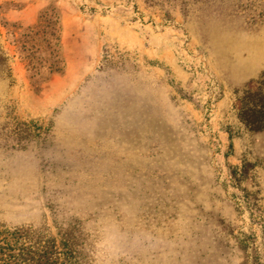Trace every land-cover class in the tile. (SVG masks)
I'll return each instance as SVG.
<instances>
[{
  "label": "rangeland",
  "instance_id": "374dc122",
  "mask_svg": "<svg viewBox=\"0 0 264 264\" xmlns=\"http://www.w3.org/2000/svg\"><path fill=\"white\" fill-rule=\"evenodd\" d=\"M0 264H264V0H0Z\"/></svg>",
  "mask_w": 264,
  "mask_h": 264
}]
</instances>
